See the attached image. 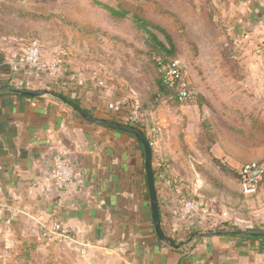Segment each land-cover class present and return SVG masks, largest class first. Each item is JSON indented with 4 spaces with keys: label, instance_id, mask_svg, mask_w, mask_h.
Segmentation results:
<instances>
[{
    "label": "crops",
    "instance_id": "1",
    "mask_svg": "<svg viewBox=\"0 0 264 264\" xmlns=\"http://www.w3.org/2000/svg\"><path fill=\"white\" fill-rule=\"evenodd\" d=\"M214 1L237 56L264 78V0ZM21 47L0 40V84H10V62ZM52 57L43 55L44 62ZM62 65L29 78L31 89L49 93L0 92V264H264V240L252 236L192 238L178 248L159 240L140 143L85 121L57 97L75 98L90 115L112 119L105 111L114 100L111 86L99 87L92 72L72 74ZM156 124L152 168L167 235L187 241L194 231L175 212L184 198L227 219L229 227L264 226V210L255 208H264V181L254 195H241L236 177L226 183L209 171L219 157L212 149L210 154L190 141L195 157L184 154L174 115L166 110ZM60 158L75 167L78 183L70 192L56 189L44 196L45 173ZM55 223L59 232L52 229Z\"/></svg>",
    "mask_w": 264,
    "mask_h": 264
},
{
    "label": "rangeland",
    "instance_id": "2",
    "mask_svg": "<svg viewBox=\"0 0 264 264\" xmlns=\"http://www.w3.org/2000/svg\"><path fill=\"white\" fill-rule=\"evenodd\" d=\"M219 10L214 0H0V40H35L57 66L92 72L114 100L137 108L150 133L169 111L184 154L195 157L190 141L212 149L219 157L209 171L228 183L242 163L264 157V78L237 56ZM150 33L167 46L171 40L192 102L179 106L162 86Z\"/></svg>",
    "mask_w": 264,
    "mask_h": 264
},
{
    "label": "built area",
    "instance_id": "3",
    "mask_svg": "<svg viewBox=\"0 0 264 264\" xmlns=\"http://www.w3.org/2000/svg\"><path fill=\"white\" fill-rule=\"evenodd\" d=\"M10 63L11 77L8 79L10 84L27 88H30V83H32L29 79L31 76H39L45 70L51 73L57 67V64L53 62L49 64L44 62L40 45L35 40L24 44L19 51L13 55ZM162 71L163 81L167 87L173 90L176 101L179 104L192 102L196 93L180 62L177 59L167 62L162 65ZM96 85L103 87L105 84L102 79H98ZM105 111L111 113L112 119L128 123L135 127L139 124L140 120H142L136 107H133V105L124 107L120 99L108 103ZM154 131L155 133H149L150 131H148L149 136L147 135L152 149L156 144L158 129L156 128ZM237 180L239 190L243 195H254L264 180V157L242 163L237 169ZM77 183L78 173L75 167L67 160L60 158L46 171L41 192L44 196H47L56 189L70 192ZM2 211L3 209L0 205V219L2 217ZM175 212L177 217L186 220L187 223L189 222L188 225L193 226L192 229L196 232L229 227L227 219H216L210 210L198 203L195 199H182ZM52 229L55 232H59L60 225L55 223ZM61 233L64 234L63 231H61ZM48 237L51 238L50 236ZM3 256L5 257L6 255L4 254Z\"/></svg>",
    "mask_w": 264,
    "mask_h": 264
},
{
    "label": "water",
    "instance_id": "4",
    "mask_svg": "<svg viewBox=\"0 0 264 264\" xmlns=\"http://www.w3.org/2000/svg\"><path fill=\"white\" fill-rule=\"evenodd\" d=\"M3 91H12V92L19 93L25 96H41L43 94L49 93L48 91L31 89L27 87H17L14 85L0 86V92H3ZM57 97L62 102L69 104L73 108V110L76 111L85 121L101 126V127L128 133L134 136V138L141 144L143 153H144V167H145V173H146V182H147L148 195H149V200H150V207H151V212H152V222H153L155 234L159 240L165 242L172 248H178L184 245L186 242L190 241L192 238H195L198 240L203 237L215 236V235H221V234H239V235H247V236L264 237V229H261V228H236L234 229L232 227L217 228V229L209 230V231L196 232L195 236L194 237L191 236L187 241H176L173 237L167 235L161 227L159 205H158V200H157L154 173H153V168H152V147L149 144V141L145 133L133 125L122 124V123H118L115 121H111V120H107L104 118L90 115L84 112L81 108L70 104L64 96L57 95Z\"/></svg>",
    "mask_w": 264,
    "mask_h": 264
},
{
    "label": "trees",
    "instance_id": "5",
    "mask_svg": "<svg viewBox=\"0 0 264 264\" xmlns=\"http://www.w3.org/2000/svg\"><path fill=\"white\" fill-rule=\"evenodd\" d=\"M110 10H111L112 13L115 14V15H121V16H123L122 14L118 13L117 11H114L113 9H110ZM150 37H151V39H152V41H153V43H151V50H154V51L157 53V55L154 54L153 57H154L155 62H156V67H157V69H158V71H159L160 82H161V84H162L163 87H165V88H167V89L173 91L171 88L167 87V85L164 83V81H163V71H162V65H164V64L167 63V62H170V61L176 59L174 56H172V55H173V44H172L171 40L168 39V44H169V46H167L163 41H161L160 39H158L153 33H150ZM3 85H9V83H8V82H5V83H1V84H0V86H3ZM173 93H174V92H173ZM174 96H175V95H174ZM67 100H68V102H69L70 104L75 105V106L81 108V107H80V104H79V102H78L77 99H75V98H68V97H67ZM175 100H176V98H175ZM176 102H177V101H176ZM177 103H178V102H177ZM81 109H82L84 112H86V113L89 114V112L86 111L85 109H83V108H81ZM101 118H103V117H101ZM105 119H107V120H111V121H115V122H118V123H122V124H128V123H124V122L119 121V120L111 119V118H109V117H107V118H105ZM141 125H142V124H141ZM141 125L138 124L136 127L139 128L140 130H142V131L145 133V132H146V128H144V127L141 126ZM139 145H140V148L142 149L141 144H139ZM215 161H216V159L214 158V159H213V162L215 163ZM223 168H224V167H222V169H223ZM236 178H237V173H236ZM263 181H264V180H263ZM263 181H262V182H263ZM239 192H240V191H239ZM240 194L243 195L241 192H240ZM243 196H245V195H243ZM195 234H196V231H191V232L189 233L188 237H189V238H190L191 236L194 237ZM233 235H236V234H233ZM250 237H251V236H250ZM252 237H254V238H260V239H263V240H264V237H258V236H252Z\"/></svg>",
    "mask_w": 264,
    "mask_h": 264
}]
</instances>
